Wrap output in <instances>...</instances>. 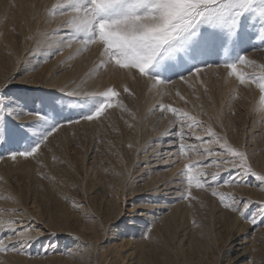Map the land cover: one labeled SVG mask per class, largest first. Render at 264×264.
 Here are the masks:
<instances>
[{
  "label": "rangeland",
  "instance_id": "rangeland-1",
  "mask_svg": "<svg viewBox=\"0 0 264 264\" xmlns=\"http://www.w3.org/2000/svg\"><path fill=\"white\" fill-rule=\"evenodd\" d=\"M68 5L69 0H0V95L22 114L7 118L11 139L0 142V240L16 246L0 256L25 264H225L245 239L247 255L240 260L251 256L253 264H264V227L225 208L207 186L189 189L186 199L179 183L170 187V196L147 195L157 182L177 181L186 164H196L194 173H205L233 207L259 220L264 182L226 170L231 166L218 161L227 156L205 154L222 152L226 142L264 174V97L258 86L241 85L223 67L185 73L186 79L173 75L165 84L101 66L102 48L76 31L82 13ZM239 54L250 63L238 64V73H264V44L254 30ZM235 55L230 49L207 61ZM108 88L118 95L100 118L64 123L33 157L11 159L12 151L30 149L56 123L93 110ZM162 106L188 118L162 112ZM190 118L200 126L189 129ZM181 142L187 150L177 155ZM165 144H171L168 154L158 158L166 159L164 165L143 169L142 156ZM155 204L166 207L150 211ZM134 212L145 217L132 218ZM111 246L116 250L108 251Z\"/></svg>",
  "mask_w": 264,
  "mask_h": 264
},
{
  "label": "snow or ice",
  "instance_id": "snow-or-ice-1",
  "mask_svg": "<svg viewBox=\"0 0 264 264\" xmlns=\"http://www.w3.org/2000/svg\"><path fill=\"white\" fill-rule=\"evenodd\" d=\"M70 8L82 13V23L75 24L77 32L84 33L86 43H98L102 48L100 52L101 66L114 65L119 69H127L138 74L141 78H148L156 83H172V76L186 79L188 75L199 74L206 67H223L229 76H236L241 85L254 82L262 97H264V73L260 75L245 76L237 72L238 64L250 63L245 55L239 54L249 30H254L255 38L264 44V0H69ZM234 50L236 55L231 59H224L219 63L209 64L207 58L215 55L218 59L221 51L227 53ZM106 58V59H105ZM127 91V89H125ZM68 96L76 93L67 92ZM118 93L112 88L103 92V98L97 102L96 107L74 119H67L56 123L33 147L23 151H12L11 159L17 157H33L40 150L48 137L64 123H79L80 120L93 121L102 116L107 108L114 107L111 102ZM162 112H172L176 117L188 118L187 113L179 112L169 107H161ZM38 121L45 120V116L38 112L29 113ZM22 119L21 111L12 107L6 96L0 95V142L11 139L6 120ZM187 127L191 129L196 124L194 118ZM21 127L23 125L21 124ZM185 124H181L179 139L183 141L185 133L182 131ZM211 132V129H207ZM200 140V137H196ZM203 142V141H201ZM222 152L205 154L221 159L218 163L230 165L229 170H237L242 176L255 177L257 181L264 182V174L255 172L244 151L220 144ZM177 155L183 154L187 149L183 142L178 145ZM199 165H185L182 172L186 188L182 192V199L191 196L188 191L193 186L211 190L213 197H219L225 208L239 212L247 222L255 226L264 227V205H260V219L256 215L248 216L239 208L233 207L222 193L216 191V184H208L206 174L194 173ZM212 182L218 181V176L210 177ZM229 183V181H224ZM248 208V203H243ZM11 227V225H9ZM15 245H5L0 240V252L15 251Z\"/></svg>",
  "mask_w": 264,
  "mask_h": 264
},
{
  "label": "bare ground",
  "instance_id": "bare-ground-1",
  "mask_svg": "<svg viewBox=\"0 0 264 264\" xmlns=\"http://www.w3.org/2000/svg\"><path fill=\"white\" fill-rule=\"evenodd\" d=\"M152 143V142H151ZM150 143V144H151ZM149 144V145H150ZM166 145V146H165ZM164 145V147H163V149H161L160 150V147H158V146H154V148L152 149L153 151H150V152H152V153H147L149 156H142V163H144V165H145V167L143 168V169H149V168H152V169H157L158 167H161V166H163L164 165V163H165V160L164 161H162L161 159H158L159 158V156L161 155L160 154V152H162V151H166L164 154L166 155V153L168 154V147L169 146H171V144L168 146V144H165ZM171 150V149H170ZM170 152V151H169ZM164 154H162V155H164ZM167 156V155H166ZM163 158V157H162ZM181 176V178H179V179H177V181H174L173 179H168V180H162V181H159V182H157L152 188H151V191L147 194L148 196H150V197H154V198H158L157 196H162V197H164V196H170L171 195V191H170V187L172 186V185H177L178 183L181 185V189L180 190H183V188L182 187H184V188H186L187 186H186V184L184 183V180L182 179L183 178V176L182 175H180ZM194 188V186L191 188V189H193ZM170 191V192H169ZM178 191V190H177ZM172 194H174V193H172ZM179 195V194H178ZM176 198V197H175ZM180 198V197H179ZM167 200L168 199H170V197L169 198H166ZM177 199V198H176ZM171 201V200H170ZM155 202V201H154ZM156 204H158L157 202H155ZM164 203V202H163ZM156 204H155V206L154 207H150L149 209H150V211H151V209H157L158 207L160 208V209H162V208H164V207H166V205L164 206V207H162V206H156ZM158 208V209H159ZM149 209H148V211H149ZM171 210H172V208H171ZM160 214V213H159ZM159 214H156L157 216L159 215ZM161 215V214H160ZM159 215V216H160ZM161 216H163V217H165L164 215H161ZM160 216V217H161ZM132 218H139V217H145V215H142V214H137V213H133V215L131 216ZM160 219V218H159ZM162 219V218H161ZM160 219V220H161ZM155 220H157V219H155ZM157 221H159V220H157ZM25 244H26V242H25ZM234 246V245H233ZM236 247H237V249L235 250L236 251V256H235V258L230 262L228 259V261H226V263L225 264H253L254 263V258H252L251 256L250 257H248V261L247 262H244V261H241L240 259H243V258H245V255H247V241L245 240V239H243L241 242H239L238 244H236ZM234 249V248H233ZM111 250H116L115 249V246H111V247H108V251H111ZM22 252V251H21ZM112 252V251H111ZM109 253V252H108ZM113 253H116L115 251L113 252ZM110 254V253H109ZM4 255V254H3ZM0 256V260H2L3 262H6L5 264H25V262H24V260L22 259V258H13V257H11V256ZM21 255V254H20ZM115 255V254H114ZM255 256V255H254ZM253 256V257H254ZM50 257V256H49ZM112 257V256H111ZM114 257V256H113ZM258 259H260L259 257H258ZM114 260V259H113ZM258 261V260H257ZM114 263H116V261L114 262ZM111 264H113V263H111Z\"/></svg>",
  "mask_w": 264,
  "mask_h": 264
}]
</instances>
